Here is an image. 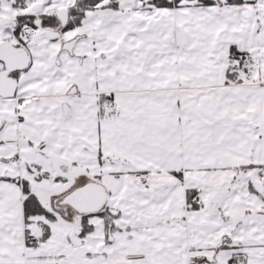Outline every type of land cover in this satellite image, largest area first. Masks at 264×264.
Listing matches in <instances>:
<instances>
[{"label": "snow or ice", "instance_id": "6c2138e0", "mask_svg": "<svg viewBox=\"0 0 264 264\" xmlns=\"http://www.w3.org/2000/svg\"><path fill=\"white\" fill-rule=\"evenodd\" d=\"M0 264H264V0H0Z\"/></svg>", "mask_w": 264, "mask_h": 264}]
</instances>
